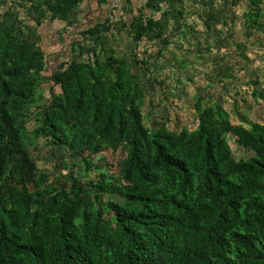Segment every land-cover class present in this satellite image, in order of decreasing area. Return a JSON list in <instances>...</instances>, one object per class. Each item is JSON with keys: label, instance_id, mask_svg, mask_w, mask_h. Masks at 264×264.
Instances as JSON below:
<instances>
[{"label": "trees", "instance_id": "16d2710c", "mask_svg": "<svg viewBox=\"0 0 264 264\" xmlns=\"http://www.w3.org/2000/svg\"><path fill=\"white\" fill-rule=\"evenodd\" d=\"M79 2L47 5L69 21ZM249 3L257 17L264 0ZM8 14H0V264H264V123L234 124L221 104L199 100L194 130L148 125L140 71L153 59L140 54L161 25L144 13L128 25L124 55L96 50L108 21L72 35V57L52 67L45 98L49 55L21 18L5 23ZM229 135L255 155L235 159ZM45 147L77 160L50 178L35 156ZM106 151L116 154L96 160Z\"/></svg>", "mask_w": 264, "mask_h": 264}, {"label": "rangeland", "instance_id": "374dc122", "mask_svg": "<svg viewBox=\"0 0 264 264\" xmlns=\"http://www.w3.org/2000/svg\"><path fill=\"white\" fill-rule=\"evenodd\" d=\"M249 5V0L238 4L233 0H157L150 7L151 16L161 28L160 36L156 32L146 35L145 49L149 51L140 54L153 59L140 71L148 125L194 130L199 122L195 107L199 100L205 105L221 104L234 124L249 126L247 119L264 123V5L256 7L259 10L256 27L248 24V18H257L250 14ZM127 27L123 31H131ZM58 34L57 31L49 34L50 42L55 45H59ZM27 37L45 46L39 37L29 34ZM153 39L160 45L152 46ZM140 46L142 50L143 45ZM155 48H162V54L158 55ZM70 53L68 58L72 57ZM55 65L47 63L44 72L45 98L51 94L50 76ZM28 124L32 129L39 121L31 116ZM228 140L235 159L255 155L253 150L239 145L233 135ZM114 154L106 151L96 160L106 162ZM35 156L50 178L66 172L65 163L73 165L77 160L71 154L49 147L42 148ZM84 168L76 167L81 174ZM102 199L122 201L108 194H102Z\"/></svg>", "mask_w": 264, "mask_h": 264}, {"label": "crops", "instance_id": "0c3cea01", "mask_svg": "<svg viewBox=\"0 0 264 264\" xmlns=\"http://www.w3.org/2000/svg\"><path fill=\"white\" fill-rule=\"evenodd\" d=\"M47 1L36 0L24 3V8H19L16 0H0V14L6 10L9 12L4 17V21L7 22L13 23L17 21V18L25 21L28 24L27 35L40 38V42L45 45L43 47L49 55L48 58L51 62L49 64L51 65L68 55L70 52L69 41L72 40L70 38L72 35L77 36L76 39H78L80 30L92 27L98 22L108 21L111 24L110 30L103 32V41L96 44L99 56H103L110 47H114L119 55L130 52L132 46V39L128 34L130 31H123V29L128 28L127 26L142 13L151 16L150 7L157 0H80L72 10L69 21L52 18ZM53 31L59 32V45H55L49 40L52 38ZM65 39L66 41H64Z\"/></svg>", "mask_w": 264, "mask_h": 264}]
</instances>
